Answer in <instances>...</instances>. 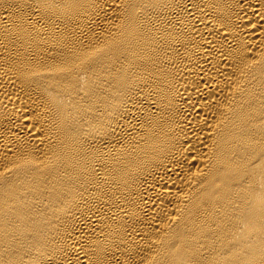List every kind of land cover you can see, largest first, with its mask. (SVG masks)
<instances>
[{
	"label": "bare ground",
	"instance_id": "6f19581e",
	"mask_svg": "<svg viewBox=\"0 0 264 264\" xmlns=\"http://www.w3.org/2000/svg\"><path fill=\"white\" fill-rule=\"evenodd\" d=\"M0 264H264V0H0Z\"/></svg>",
	"mask_w": 264,
	"mask_h": 264
}]
</instances>
